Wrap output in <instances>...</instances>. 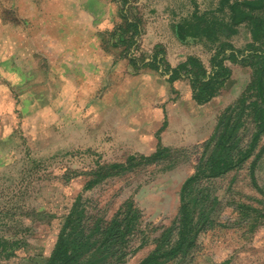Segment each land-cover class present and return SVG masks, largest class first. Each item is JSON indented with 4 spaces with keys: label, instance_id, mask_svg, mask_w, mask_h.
<instances>
[{
    "label": "rangeland",
    "instance_id": "374dc122",
    "mask_svg": "<svg viewBox=\"0 0 264 264\" xmlns=\"http://www.w3.org/2000/svg\"><path fill=\"white\" fill-rule=\"evenodd\" d=\"M75 1L52 7L50 0H0V240L6 241L0 264H43L80 194L88 209L109 216L133 203L143 234L119 264L138 263L176 216L180 187L221 109L251 80L250 68L226 61L230 78L208 108L196 110L186 79L169 82L151 65L138 67L161 51L163 64L176 67L194 56L209 69L217 43H181L172 25L194 11H214L221 0H85L83 7ZM41 19L47 23L38 25ZM6 23L14 27L4 35ZM250 38L241 24L228 40L245 49ZM173 112L184 136L165 145L171 157L138 159L132 170L113 171L83 190L90 171L164 148L159 136ZM251 161L213 179L214 224L180 264H264V154L253 177Z\"/></svg>",
    "mask_w": 264,
    "mask_h": 264
},
{
    "label": "trees",
    "instance_id": "16d2710c",
    "mask_svg": "<svg viewBox=\"0 0 264 264\" xmlns=\"http://www.w3.org/2000/svg\"><path fill=\"white\" fill-rule=\"evenodd\" d=\"M138 23L139 20H127V24L134 27ZM241 24L247 26L251 37L245 49L235 48L228 40ZM172 29L181 43L202 39L217 43L210 68L194 56H188L176 67H171L162 63L161 51L142 59L138 67L151 65L169 75V82L186 79L197 104L207 103L221 92L231 76L226 61L250 68L251 80L240 97L223 110L214 133L202 144L193 174L180 187L176 216L161 229L152 240L155 245L151 251L136 264H167L171 260L184 263L194 250L198 234L214 224L218 200L212 194L213 179L241 169L251 159L250 174L253 177L264 154V0H221L220 7L214 11H194L189 17L175 22ZM134 33L137 35L139 29ZM122 43H125L123 37ZM171 155L168 148H162L147 157L130 156L127 164L100 166L88 173L90 177L83 190L91 189L116 171L132 170L139 164L138 159L146 163L160 162ZM87 207L81 194L78 195L61 219L55 245L43 264H119L125 261L133 248L134 237L143 234L137 226L139 211L130 201L111 216L100 209ZM156 230L153 228L151 232ZM145 238L142 245L147 244ZM0 243L3 247L6 241L0 240ZM5 250L3 247L1 252Z\"/></svg>",
    "mask_w": 264,
    "mask_h": 264
},
{
    "label": "crops",
    "instance_id": "0c3cea01",
    "mask_svg": "<svg viewBox=\"0 0 264 264\" xmlns=\"http://www.w3.org/2000/svg\"><path fill=\"white\" fill-rule=\"evenodd\" d=\"M38 3L39 2H41L42 3V0H36ZM51 1V5H52V7H58L59 6V4H61L62 6H67L68 4H71L72 6H73V4H74V2H76L75 0H50ZM78 1V6L79 7H83V6H85V0H77ZM111 5H109V6H107L106 8H108V7H110ZM44 20V19H43ZM42 19H41V21L38 23V25H40L41 24V22L42 23H44L45 21H43ZM45 23H47V22H45ZM7 24V23H6ZM8 25V27L5 29V33H4V35H6V33H7V29H8V31L10 30V28L11 27H14V25L12 24V23H8L7 24ZM20 34H21V32H20ZM28 38H30L31 36L28 34ZM26 37H27V34H26ZM51 37V36H50ZM51 38H53V37H51ZM251 41V40H250ZM228 66V65H227ZM169 88H170V84H169ZM169 91H170V89H169ZM235 98V97H234ZM234 98H230L229 99V101L226 103V105L221 109V111L220 112H222L224 109H225V107L229 104V102L231 101V100H233ZM212 100L213 99H211L209 102H207V103H204V104H197L194 100H193V98H192V92H191V95H190V103H191V105L193 106V108H195L196 110H200V109H203V108H208L210 105H211V103H212ZM169 119H171L172 120V122L170 123V125L168 126V129L166 130V131H164L162 134H161V138H160V136H159V143L161 144V146L162 147H164V148H166L165 147V145H167V146H174V144L173 143H175V144H177L176 142H178V143H181L182 141H183V136H184V133L182 132V130L181 129H178V128H176L175 127V120L177 119V116L175 115V112H173V114L172 115H170L169 116ZM240 170V169H239ZM233 172V171H232Z\"/></svg>",
    "mask_w": 264,
    "mask_h": 264
}]
</instances>
